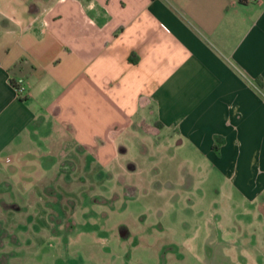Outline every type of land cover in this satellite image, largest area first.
I'll list each match as a JSON object with an SVG mask.
<instances>
[{
  "label": "crops",
  "instance_id": "obj_1",
  "mask_svg": "<svg viewBox=\"0 0 264 264\" xmlns=\"http://www.w3.org/2000/svg\"><path fill=\"white\" fill-rule=\"evenodd\" d=\"M158 151L230 175L264 226V0H0V264L27 235L106 237L115 189L131 198ZM227 219L208 224L225 246L245 234Z\"/></svg>",
  "mask_w": 264,
  "mask_h": 264
},
{
  "label": "rangeland",
  "instance_id": "obj_2",
  "mask_svg": "<svg viewBox=\"0 0 264 264\" xmlns=\"http://www.w3.org/2000/svg\"><path fill=\"white\" fill-rule=\"evenodd\" d=\"M142 167L144 170L139 179L131 175L134 185L127 192L132 197L122 196L124 190L115 189L123 204L110 200L109 206L115 210L109 212L106 219L97 220L108 227L104 228L108 233L106 237L63 235L58 239L72 241L74 245L61 246L46 235L45 244L38 246L34 245V238L27 235L32 249L23 248L24 260L20 258L23 264H230L231 261L243 264L240 260L246 259L244 247L250 241L255 244L249 248L251 263L264 264V245H261L264 226L261 220L255 219V212H262V204L256 201L250 205L253 206L251 209L236 199L230 175H222L209 161H200L191 152L183 154L182 151L174 154L172 159L158 151L153 155L152 163ZM86 194L96 198L100 189H87ZM221 213L228 216L221 223H234L236 233L240 228L244 230L243 235H232L236 245L218 244L213 227L208 226L217 223L215 228L221 229L220 220H213ZM236 214L248 219L231 222V217ZM120 224L128 230L120 228ZM223 239L221 236L220 240L225 241ZM82 241L90 245L82 244ZM183 243L188 250H182L180 245L184 246ZM93 246L94 250L90 248ZM180 256L183 257L181 262L176 261ZM246 260V264H250Z\"/></svg>",
  "mask_w": 264,
  "mask_h": 264
},
{
  "label": "built area",
  "instance_id": "obj_3",
  "mask_svg": "<svg viewBox=\"0 0 264 264\" xmlns=\"http://www.w3.org/2000/svg\"><path fill=\"white\" fill-rule=\"evenodd\" d=\"M244 1H260V0H244ZM11 86L13 87V90L15 91V94L18 97H22L26 93V87L21 78H16L13 81H11Z\"/></svg>",
  "mask_w": 264,
  "mask_h": 264
}]
</instances>
